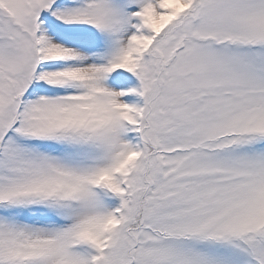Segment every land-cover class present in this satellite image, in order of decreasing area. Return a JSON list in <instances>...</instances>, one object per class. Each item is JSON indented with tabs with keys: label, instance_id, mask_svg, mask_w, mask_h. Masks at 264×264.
Masks as SVG:
<instances>
[{
	"label": "snow or ice",
	"instance_id": "obj_1",
	"mask_svg": "<svg viewBox=\"0 0 264 264\" xmlns=\"http://www.w3.org/2000/svg\"><path fill=\"white\" fill-rule=\"evenodd\" d=\"M0 264H264V0H0Z\"/></svg>",
	"mask_w": 264,
	"mask_h": 264
}]
</instances>
